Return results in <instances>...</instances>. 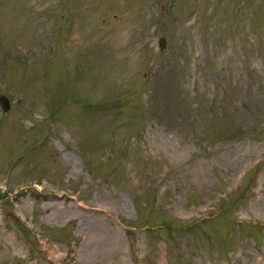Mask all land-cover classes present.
Masks as SVG:
<instances>
[{
	"label": "rangeland",
	"instance_id": "obj_1",
	"mask_svg": "<svg viewBox=\"0 0 264 264\" xmlns=\"http://www.w3.org/2000/svg\"><path fill=\"white\" fill-rule=\"evenodd\" d=\"M0 96V264H264V0H0Z\"/></svg>",
	"mask_w": 264,
	"mask_h": 264
},
{
	"label": "water",
	"instance_id": "obj_2",
	"mask_svg": "<svg viewBox=\"0 0 264 264\" xmlns=\"http://www.w3.org/2000/svg\"><path fill=\"white\" fill-rule=\"evenodd\" d=\"M162 47L163 46L161 45V48ZM9 107H10V104H9L8 99L4 96H0V108H1L2 112H7L9 110Z\"/></svg>",
	"mask_w": 264,
	"mask_h": 264
}]
</instances>
